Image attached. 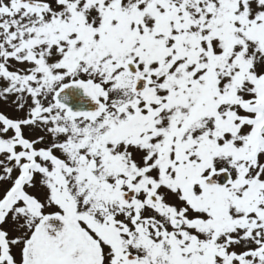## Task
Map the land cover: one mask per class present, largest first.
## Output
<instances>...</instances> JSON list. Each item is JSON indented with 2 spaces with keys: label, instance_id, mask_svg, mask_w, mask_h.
<instances>
[{
  "label": "snow or ice",
  "instance_id": "obj_1",
  "mask_svg": "<svg viewBox=\"0 0 264 264\" xmlns=\"http://www.w3.org/2000/svg\"><path fill=\"white\" fill-rule=\"evenodd\" d=\"M0 264H264V0H0Z\"/></svg>",
  "mask_w": 264,
  "mask_h": 264
}]
</instances>
